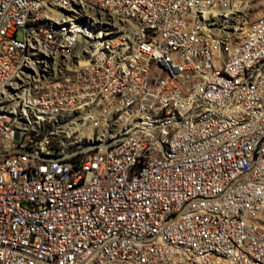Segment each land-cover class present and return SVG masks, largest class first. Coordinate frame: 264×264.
I'll use <instances>...</instances> for the list:
<instances>
[{
	"label": "built area",
	"instance_id": "obj_1",
	"mask_svg": "<svg viewBox=\"0 0 264 264\" xmlns=\"http://www.w3.org/2000/svg\"><path fill=\"white\" fill-rule=\"evenodd\" d=\"M180 1L188 0H0V264H196L193 253L212 247L232 264H264V133L256 132L264 112L239 125L216 115L223 101L233 105L236 88L221 83L193 113L142 128L145 138L135 132L131 146L109 152L119 139L108 141L109 106H117L118 123L124 111L132 119L195 104L191 94L215 79V67L243 74L244 90L257 72H237V64L264 52V12L239 28L242 45L228 43L225 54L216 46L221 31L203 28L194 11L177 18ZM210 1L215 16L226 0ZM109 9L147 16L132 57L108 56ZM239 12L229 10L227 20ZM201 34L209 44H200ZM115 57L125 65L113 66ZM257 103L264 81L237 113ZM176 124L185 132L163 151L169 162L147 159ZM138 155L145 164L135 178L113 181L112 171ZM214 189L224 197L208 199ZM111 227H119L115 239ZM149 243L162 251L144 256ZM171 251L186 252L187 261L171 262Z\"/></svg>",
	"mask_w": 264,
	"mask_h": 264
},
{
	"label": "bare ground",
	"instance_id": "obj_2",
	"mask_svg": "<svg viewBox=\"0 0 264 264\" xmlns=\"http://www.w3.org/2000/svg\"><path fill=\"white\" fill-rule=\"evenodd\" d=\"M205 2L188 0L180 1L178 4L177 18H184L194 11L200 21L202 27L206 29H218V18L222 14H228L229 10H233L232 2L226 0L215 8V16L210 12L213 11V4L210 0ZM240 13V12H239ZM238 13H236L237 15ZM235 15V17H236ZM226 27V26H224ZM229 28V27H228ZM226 29V28H224ZM226 32H221L216 36V46L219 49H225V54H232V47H226L228 43L231 45H242V38L237 35V27ZM148 30L147 16L137 18L131 13L124 12L119 9L108 10V56L125 55L132 57V49H139L140 41H144V32ZM123 31L125 33H119ZM120 43H127V46ZM200 44H209V35H200ZM131 48V49H127ZM124 57L113 58V66H124ZM260 66V67H259ZM257 72L250 75V80L245 82V90L243 74H230L228 67H215V79H211L207 85L197 86L196 93L191 94V101L195 104L165 107V111H155L138 115L131 119V111H124V119H118L115 123V113L117 106H109L108 112V141L113 137L119 138L117 141L109 145V152H119L121 149L131 146L134 142L133 133L136 132V138H145L146 130L142 128L160 127L161 124H169L173 118L183 117L184 114H191L196 111V104H204L205 98L213 95L214 90L221 88L224 83L225 88H236L237 99L223 101L221 106L216 107V115H224V120L229 125H239L249 122L250 114L264 112V103H257L256 106H249L248 112L237 113V108H241V102L250 101L253 97L255 84L264 81V52L252 55L249 59H243L237 64V72ZM126 119L127 120L126 122ZM179 132H185V124H176L175 129L167 130L161 138V149H150L147 151V159L155 162H169V153L163 151H171L172 145ZM257 133H264V124L256 125ZM262 156H264V147H262ZM145 164V155H138L134 159L128 160L122 165V171H112V180L120 181L121 179L133 180L138 168ZM241 170H250V163H241ZM224 197V189H214L208 192V199ZM188 203H197V195H189ZM176 224H183V217H176ZM119 235V227H111L108 230V239H115ZM232 236V228L222 229V239H229ZM165 241L168 244H178V237L175 234H165ZM162 251V243H149L148 248L144 249V256H152L153 253ZM259 254H264V247H259ZM242 258L244 261H253L251 250H243ZM187 261V254L184 251H171V262ZM193 261L196 264H232V261L222 259V249L212 247V252L200 256V253H193ZM122 264H135L134 260H124Z\"/></svg>",
	"mask_w": 264,
	"mask_h": 264
},
{
	"label": "rangeland",
	"instance_id": "obj_3",
	"mask_svg": "<svg viewBox=\"0 0 264 264\" xmlns=\"http://www.w3.org/2000/svg\"><path fill=\"white\" fill-rule=\"evenodd\" d=\"M205 2L204 0H202ZM232 2L233 10L237 8L240 9V13L236 15V17H228L226 18L227 14H222L220 18H218V29H221V32L230 31L229 28L237 27V35H239V28H246L251 21L257 17L258 15L264 12V0H230ZM226 26V27H224ZM229 27V28H228ZM226 28V29H224ZM219 31V30H218ZM220 32V33H221ZM18 37H21V34L18 33Z\"/></svg>",
	"mask_w": 264,
	"mask_h": 264
}]
</instances>
